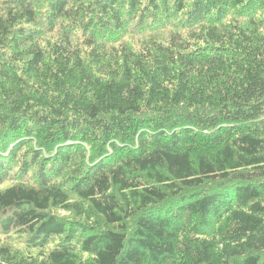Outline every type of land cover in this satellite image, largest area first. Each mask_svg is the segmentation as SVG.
I'll return each mask as SVG.
<instances>
[{"label": "trees", "instance_id": "16d2710c", "mask_svg": "<svg viewBox=\"0 0 264 264\" xmlns=\"http://www.w3.org/2000/svg\"><path fill=\"white\" fill-rule=\"evenodd\" d=\"M0 264H264V0H0Z\"/></svg>", "mask_w": 264, "mask_h": 264}]
</instances>
